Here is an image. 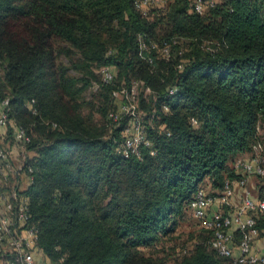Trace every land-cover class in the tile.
I'll list each match as a JSON object with an SVG mask.
<instances>
[{"label": "trees", "instance_id": "1", "mask_svg": "<svg viewBox=\"0 0 264 264\" xmlns=\"http://www.w3.org/2000/svg\"><path fill=\"white\" fill-rule=\"evenodd\" d=\"M164 2L144 14L134 0H0V102L8 99L6 131L24 153L8 179L25 175L17 194L40 264H167L170 254L154 253L196 191L209 182L207 193L219 194L240 177L234 161L262 142L264 0H214L203 13L192 0ZM141 41L156 49L140 54ZM60 54L77 56L79 76ZM101 66L114 71L108 83L94 72ZM93 81L108 101L99 124L80 104ZM133 81L142 82L137 110L150 145L124 157L116 147L129 117H108L117 110L108 92ZM14 126L29 142H17ZM256 227L263 238L264 214ZM210 235L201 230L174 264H234Z\"/></svg>", "mask_w": 264, "mask_h": 264}, {"label": "built area", "instance_id": "2", "mask_svg": "<svg viewBox=\"0 0 264 264\" xmlns=\"http://www.w3.org/2000/svg\"><path fill=\"white\" fill-rule=\"evenodd\" d=\"M192 2L197 13H203L207 6L214 4V0ZM160 3L162 0H134L135 7L144 14L149 6ZM148 48L156 49V44L150 43L147 47L144 41H141L139 53ZM161 50L163 55L168 54L166 47ZM147 60L151 61L149 57ZM98 72L104 83L114 78V71L109 66L99 67ZM140 85L142 82L133 81L129 90L122 88L117 110L108 114L114 122L119 120L122 113L129 117L123 130V139L116 147L117 153L124 157L139 155L141 144L150 145L137 110ZM175 90V87H170L168 93L173 94ZM145 92L150 90L145 88ZM8 123V99H4L0 102V129H5ZM192 123L196 124V120L192 119ZM14 127L17 142L22 145L29 142V136L24 129L21 126ZM253 150L249 156L234 161V168L240 174L237 180H225L222 191L217 195L198 189L189 208L191 216L199 222L200 227L210 231L209 246L219 255L230 258L234 264H264V246H259V230L256 227V216L264 214V198L254 197L248 188L252 177L264 176V147L258 142L253 146ZM8 155L7 151L0 149V176L5 181L9 176L16 177L18 172L22 171L21 166L11 165ZM237 191L240 193V199L236 203ZM27 220L26 207L18 197L17 191H0V252L7 247L6 264H40L34 250L37 230L28 225ZM261 239L264 240V237Z\"/></svg>", "mask_w": 264, "mask_h": 264}, {"label": "rangeland", "instance_id": "3", "mask_svg": "<svg viewBox=\"0 0 264 264\" xmlns=\"http://www.w3.org/2000/svg\"><path fill=\"white\" fill-rule=\"evenodd\" d=\"M153 5H158L157 7L163 8L165 6V2L164 0H162V3ZM57 45L62 46V44L59 43H57ZM72 61L76 63L77 56H65L64 54H60L57 57V63H61L64 67H68L69 75L79 76L81 72L76 71L74 68L71 67ZM93 69L98 78L101 79V74L98 72V67H93ZM1 75L2 70L0 68V77ZM98 87L99 86L97 84V81H93L92 84L80 94V104L83 108V114L92 117L94 119V122L97 124L102 122L103 118L101 114V109L108 102L103 97L104 91H100ZM108 93V96L111 99L112 103L109 109H111L113 105L117 108L120 103V95L118 94L117 90H114L113 92L110 91ZM259 133L260 139L262 141L261 143L264 145V129H260ZM0 149L7 151L8 154L12 157V159L14 155L16 160L12 161L13 167H18L22 165L24 156L23 150L17 143H15L14 139L11 138L10 134H8V131H6V128L0 130ZM32 155L33 152L27 153L28 157H31ZM20 176L21 177L17 180L10 177V179H8L7 181H4L0 177V191L9 192L14 190L16 187L17 192L19 189L21 190L23 186H25L23 182H25L26 179L24 174H21ZM204 188L206 192L211 191L210 183L206 182ZM248 188L250 189L251 194L254 197L258 196L264 198V178L252 177L248 182ZM239 194V192L236 194V203L240 199ZM201 230L203 229L200 227L199 222L191 216L189 211L186 212L184 217L180 220L176 232L173 235L168 236L165 240H162L161 246L164 248V252L158 248L159 250L157 249L154 255L162 256L170 254V256H165L166 259H168L167 264H174L173 260L179 258L178 255H182L181 253H183L184 251H188L193 248L195 241H197L201 233ZM259 242V246L263 247L264 240L259 238ZM6 248L7 247L3 248L2 252H0V264H6ZM148 252L150 251H145V253Z\"/></svg>", "mask_w": 264, "mask_h": 264}, {"label": "crops", "instance_id": "4", "mask_svg": "<svg viewBox=\"0 0 264 264\" xmlns=\"http://www.w3.org/2000/svg\"><path fill=\"white\" fill-rule=\"evenodd\" d=\"M0 130H3V129H0ZM13 160H16V158L14 157V155H13Z\"/></svg>", "mask_w": 264, "mask_h": 264}]
</instances>
